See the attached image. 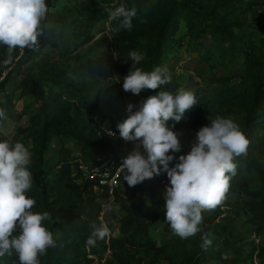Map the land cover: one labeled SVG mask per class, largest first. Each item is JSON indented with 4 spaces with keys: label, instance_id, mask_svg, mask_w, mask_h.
I'll use <instances>...</instances> for the list:
<instances>
[{
    "label": "trees",
    "instance_id": "1",
    "mask_svg": "<svg viewBox=\"0 0 264 264\" xmlns=\"http://www.w3.org/2000/svg\"><path fill=\"white\" fill-rule=\"evenodd\" d=\"M46 3L49 10L44 21L45 33L40 37L41 49L56 48L70 37L71 48L77 51L92 37L87 27L77 29L88 22L87 18L104 21L107 7L114 11L122 4L137 9L131 30L122 28L116 33L124 45L119 68L126 76L133 68V61L127 56L137 51L144 55L137 67L150 72L158 66H167L172 79L168 85L155 90L143 89L139 95L126 92L135 98L136 105L161 90L174 95L183 87L184 76L174 73L164 58L175 43L181 44L184 38L195 41L210 35L224 44L241 47L242 69L235 86H230L233 79L229 74L199 75L206 82L223 85L227 100L221 113L232 117L250 140L247 156L235 158L237 171L230 187L240 185L238 177L245 171L254 174L259 181L255 187L246 188L245 203L255 217L264 220V13H259L260 8L255 3L250 0H89L88 5L81 7L73 0H46ZM249 14L251 17L247 18ZM37 52L38 49L21 51L17 48L12 53V63L5 66L7 46L0 44V91L5 90L11 75L17 73L19 90L9 93L6 103L12 105L14 98L23 99L22 116H27L28 124L18 126L16 133L31 141L35 154V161L28 165L33 178L28 195L36 201L32 210L47 211L52 218L51 222L43 223L53 233L56 246L39 256L40 264H91L109 248L114 251L117 262L109 261L108 264H158L161 255L170 264H211L213 261L255 264L246 253L243 233L236 231L235 226L217 221L219 212L214 210L208 216L202 214V231L195 236L183 242L158 245L155 231L167 222L166 201L154 189L161 179L167 178L166 172L134 187L124 181L133 191L131 195L137 191H147L150 195L139 204H130L125 192L117 193L116 201L124 212L118 235L98 240L95 246L87 245L86 240L94 227L103 221L100 219L102 207L97 201L109 200L103 190L96 188L99 177L93 175L95 160L100 152L113 154L121 160L133 151L137 142L118 136V128L102 126L98 118L105 114L93 105L78 84L64 80L70 74L90 75L95 66L92 54L68 57V53H64L66 61L60 56L56 60L58 63L43 66L38 71H22ZM102 88L100 86L99 90ZM112 110L119 123L124 122L118 108ZM188 114L196 120L201 110H187L177 125H188ZM109 129L115 136L107 134ZM55 138L59 139V147L53 157L48 158ZM70 144L79 147V153ZM204 233L212 241L207 250L200 246ZM260 253L264 255V244ZM0 264H19L18 255L6 254L0 257Z\"/></svg>",
    "mask_w": 264,
    "mask_h": 264
},
{
    "label": "clouds",
    "instance_id": "2",
    "mask_svg": "<svg viewBox=\"0 0 264 264\" xmlns=\"http://www.w3.org/2000/svg\"><path fill=\"white\" fill-rule=\"evenodd\" d=\"M48 10L46 0H0V44L7 46L5 66L12 63L15 49L39 48ZM109 14L113 19L120 18L115 31L131 30L137 9L122 4ZM127 58L133 61V68L124 76L125 92L139 95L143 89L155 90L171 83L167 66L147 72L137 67L144 60L143 53L131 51ZM196 104L197 98L191 91L179 90L173 95L161 90L143 101L137 111H133L135 105L129 103L128 118L117 125L121 138L137 142L123 159L124 181L134 187L162 172L167 173L170 184L164 192L165 220L173 235L181 240L202 231L204 211L223 204L231 178L236 175L235 158L247 156L250 144L234 120L218 115L210 125L198 131L191 150L186 155L181 154L178 162L170 166L182 145L180 134L168 126V121H181L184 113ZM4 118L5 112L0 109V119ZM106 132L115 136L111 129ZM30 163L31 152L22 142L0 141V257L15 253L19 264H40L39 256L56 246L53 233L43 223L51 222V214L32 210L36 201L28 195L33 183ZM97 203L105 213L114 211L111 202L98 200ZM109 235L108 224L101 221L86 244L95 246L98 240ZM211 243L209 235L204 233L201 248L207 250Z\"/></svg>",
    "mask_w": 264,
    "mask_h": 264
},
{
    "label": "rangeland",
    "instance_id": "3",
    "mask_svg": "<svg viewBox=\"0 0 264 264\" xmlns=\"http://www.w3.org/2000/svg\"><path fill=\"white\" fill-rule=\"evenodd\" d=\"M250 1L260 8L259 13H264V0ZM73 2L81 7L88 5L89 0H73ZM107 8L104 21H93L87 18L89 19L88 22H84L83 26L77 28L80 31L87 27L92 34L89 42L81 49L76 51L75 48H71L70 37H68L61 41L56 48H38L37 56L24 65L21 70L24 72L38 71L43 66L58 63L56 60L60 56H63L64 53H68V57L76 56V54L86 56L92 54L95 66L92 68L90 75L84 77L70 74L64 80L67 83L78 84L93 105L105 114V116L98 118L102 126L115 130L120 120L114 115L113 107L118 108L121 113V118L125 121L129 115L126 111L127 105L129 103L134 104L133 111L139 110L141 105H136L135 98L129 96L123 90L122 84L125 73L120 70L119 62L124 45L117 39L116 33L118 31H115L119 26L120 18H111L109 13L112 11V8ZM83 16L87 17L86 13H83ZM250 17L251 15L249 14L247 18ZM235 46L224 44L222 41L216 40L210 35H206L195 41L186 37L182 40L181 44L175 43L174 48L166 54L164 60L171 64L173 72L184 76V85L180 90L191 91L197 98L198 104L189 110L197 108L201 110V115L196 120L195 118H191V114H188L186 117L190 119L188 125L181 126L177 125L174 120L168 121V126L180 134L179 138L182 145L181 151L175 153L176 159L172 161L171 166H174L178 162L181 154L186 155L191 150L193 144L196 143L198 131L202 127L210 125L211 120L215 119L218 115L232 119V117L221 113L222 105L227 100V92L224 91L223 85L220 83L206 82L199 74L206 76H224L229 74L232 75L233 79L230 86H235L240 80L242 69L240 62L242 61L243 53L241 47ZM70 49H72V52H69ZM98 54L100 56L99 58L97 57ZM66 60L67 58L63 56L62 61ZM98 68L100 69L98 70ZM19 79L17 73L12 74L5 90L0 91V109H3L6 117L0 119V141L8 140L13 144L15 142H22L31 152V162H34L35 154L31 141L25 140L16 133L18 126L28 124L27 116H22L24 101L23 99L14 98L12 105L6 103L7 95L19 90ZM100 86H103L101 91L99 90ZM104 86L108 89L104 90ZM59 144V139L55 138L52 149L47 155L48 158L53 157ZM70 145L73 146V144ZM73 148L76 153H79V147L73 146ZM238 181L240 185L232 184L223 204L214 209L215 212H219L216 220L222 221L225 226L226 224L235 226L236 231L243 233V236H245V240H243L245 242L244 247L247 249L246 253L253 258L255 264H264V255L260 253V247L264 244V220L255 217L245 203L247 198V194L245 193L246 188L255 187L259 180H257L254 174L245 171L238 177ZM169 184L170 180L168 177L161 179L157 183L154 191L164 196V192ZM122 191L127 194V201L130 204H139L150 195V192L147 191H137L134 195H131L133 191L126 186L122 187ZM202 214H207L208 216L210 211H204ZM123 215L124 212L118 203L114 212L112 211L104 215V222L108 224L110 229L109 237L111 235H118ZM155 235L158 238V245L164 243L174 244L178 241H184H181L178 236L173 235L168 222L159 225L155 231ZM189 247L191 248L192 246L190 245ZM97 257L91 264H108L109 261L117 262L114 258V251L110 248L104 251L101 256ZM228 258L230 259L231 257L228 255ZM158 264L170 263L164 255H161ZM211 264L221 263L213 261Z\"/></svg>",
    "mask_w": 264,
    "mask_h": 264
},
{
    "label": "built area",
    "instance_id": "4",
    "mask_svg": "<svg viewBox=\"0 0 264 264\" xmlns=\"http://www.w3.org/2000/svg\"><path fill=\"white\" fill-rule=\"evenodd\" d=\"M111 131L114 132L113 130ZM118 136H120V133ZM123 159L118 160L113 154L100 152L95 160L97 164L93 175L99 177V185L96 188L103 190L108 195L109 200L107 202H111L114 209L117 205L116 194L122 191L123 186H126L123 179L126 170L121 167ZM106 214L102 209L100 219L104 221V215Z\"/></svg>",
    "mask_w": 264,
    "mask_h": 264
}]
</instances>
